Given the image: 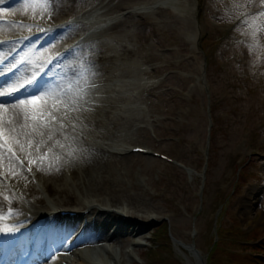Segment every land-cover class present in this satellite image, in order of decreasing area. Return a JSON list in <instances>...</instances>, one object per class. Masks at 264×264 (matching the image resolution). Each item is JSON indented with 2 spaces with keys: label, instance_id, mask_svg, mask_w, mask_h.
<instances>
[{
  "label": "rangeland",
  "instance_id": "rangeland-1",
  "mask_svg": "<svg viewBox=\"0 0 264 264\" xmlns=\"http://www.w3.org/2000/svg\"><path fill=\"white\" fill-rule=\"evenodd\" d=\"M136 1L87 0L78 9L97 8L100 18H114L105 23L90 22L84 28L83 23L94 21V17L79 19L70 10L61 15L52 13L47 0H0V17H23L18 19L26 21L14 27L1 21L6 28L2 36L23 33L33 38L27 45L20 42L0 47V76L8 75L13 67L9 75L24 82L49 55L71 43L73 49L53 64L30 94L57 85L65 88L69 97H78L81 90L91 93L85 78L79 75L85 52L96 73L85 77L99 86L95 96H84L85 101H101L98 107L93 105L95 111L87 114L89 119L75 129L66 128L67 139L56 134L65 144L64 149L54 148L61 150L62 159H47L42 170L33 165L41 183L35 188L45 204L51 205L59 195L49 194V184L61 188L67 179L69 187L75 189L79 181L73 175L69 177L63 163L83 176V166L65 152L67 147L77 149L82 142L102 147L115 152V156L106 159L107 166L99 174L127 184L141 182L150 192L162 196L158 201L161 214L150 209L155 221L139 219L145 223L143 236L125 241L129 233L123 231L115 242H107L125 264H264V15L260 14L264 0H195L196 15H177L158 6L143 17H131L138 14L131 6ZM181 2L192 5L194 0ZM59 3L55 4L57 8ZM19 4L27 13L37 9L38 15L27 18L7 14ZM67 21L70 24L61 26L65 28L62 33L36 46L39 40L34 34L42 30L32 31L33 27H59ZM13 55L17 57L14 62H5ZM66 64L69 74L62 76ZM23 66L27 69L22 70ZM114 99L119 102L114 104ZM112 118L122 123L116 140L93 134L99 126L102 128L99 120L104 121L106 131ZM41 139L34 137V141ZM134 145L151 152L136 153L132 151ZM153 151L164 152L173 161ZM4 175L10 190L26 203L12 177L6 172ZM23 181L31 182L26 177ZM62 207L58 205L55 211ZM27 212L31 210H24L26 216ZM40 217L33 211L30 219L37 222ZM46 223L34 227L36 233L42 232L44 240L48 235ZM1 225H9L8 220ZM155 230L166 231L159 237L165 245L155 246L151 254L147 247L154 241ZM14 236L15 231L8 232V241ZM25 239L30 240L27 234ZM82 247L89 249L88 245ZM27 250L17 252L13 264H29L32 251ZM47 253L35 264L60 263L55 258L60 250ZM89 253L95 259L92 250ZM104 254L108 257L107 251ZM68 256L76 261L79 258L77 254Z\"/></svg>",
  "mask_w": 264,
  "mask_h": 264
},
{
  "label": "bare ground",
  "instance_id": "bare-ground-1",
  "mask_svg": "<svg viewBox=\"0 0 264 264\" xmlns=\"http://www.w3.org/2000/svg\"><path fill=\"white\" fill-rule=\"evenodd\" d=\"M81 1L83 2L81 3ZM85 2H87V0H69L68 3L65 2L66 4H64V2L59 3V8H57L55 4L51 5L50 7L53 8L52 13L58 12L60 15L67 13V11L70 10L74 12V14L72 15L79 19L94 17V19L91 18L94 21L83 23V25L85 26L84 28L88 27L90 25V22L91 24L95 22L105 23L109 20L111 21L114 18L113 15H109L107 18H100L97 15V8H84V10L82 11L78 9L79 5ZM158 4L162 7L170 9L177 15H185L194 14L197 1L194 0L192 5H187L186 2H181V0H138L133 3V5H131L138 14H131L130 16L134 17L136 15H141V17H143L142 14L148 13L154 8H157ZM21 5L22 4L15 5V7L7 11V14L12 15L18 13L27 18H29L33 14L38 15L39 11L37 9L32 8L33 13H27L25 10L20 9L22 7ZM84 21L88 22L87 20ZM68 22L69 21L60 23L59 27H33L31 30H42L39 34L40 39L42 38L44 41H48L49 38L56 36L58 32L62 33L65 28L61 26L70 24ZM12 26L14 27L15 25L12 24ZM69 27L70 25H68L67 28ZM5 31L6 28L3 26V24H0V38L5 37V35L2 36ZM31 39L32 38H29L28 41H31ZM4 45L5 44L0 43V47ZM72 45L73 44L69 43L65 47ZM72 49L73 47L70 49V51ZM55 55H58L57 60H62V57L64 56V54L60 50L56 51ZM1 56L2 53L0 52V58ZM16 59V56H12L7 60V62L11 63ZM128 64H131V61H128ZM26 69V66L22 67V70ZM68 70H70V66L66 64L63 70H61L60 74L62 76H67L69 74ZM117 77L122 76L117 75ZM16 79L18 80V82L15 80V78L11 77L0 78V90L7 91L8 89L13 87H19V85L21 84L19 83V77H16ZM42 80H44V78ZM32 89L33 88H29L23 92L19 91L12 97H5V107L9 108V112L6 114L7 117H11L13 114L11 103H9V101L23 99L21 97L23 95H27V93H29ZM126 99L127 101L130 100L129 98ZM114 102V104H117L119 100L114 99ZM99 121L102 123V128L99 126V130L93 134H98V136L109 139L111 141L116 140L118 137L117 133L122 127V123L118 122L117 119L112 118L109 123L108 130L103 131L105 128H107V126L104 124L103 120ZM20 123H23V121H13V127L18 130ZM13 134H15V132H13ZM55 139H58L57 136L55 137ZM21 142H23V140H21ZM82 144L83 146L77 149H72L70 146H68L67 150L73 151V157L80 161L81 165L83 166V176L81 177L75 168L70 167V165H68L67 163H63V168L65 166L66 169L72 168V175L74 177H77L79 181L74 185L75 189H71L69 187V185L67 184V179H65L66 182L61 188H56L52 184H49L47 186L49 194L51 196L55 194L59 195V199L51 205L45 204V200L40 196L37 189L35 188V183L32 180V175L27 172H24L22 175L21 173H19L15 177L11 176L13 182L15 183V186H18L19 188L21 197L27 201L26 203H23L17 197V195L10 190V185L8 182L6 187L3 184H0V200H3V196L5 195L10 196L13 199L11 208L16 211V215L18 216H13L11 217V219H18V223L21 227H25L27 224L32 222V220H30L29 217L24 214L25 209L31 210V213L34 211V213L41 214L43 216V220L47 221L46 224L48 225V235L46 238L48 239V241L44 240L42 232H39L35 236V231L32 230L35 225L41 222H35V224H33L31 228L28 229V235H31V233H33L31 239H35V247L32 254L33 256L29 261V264H35L36 261L43 257H46V255H48L47 252L52 251L53 249L60 250V256H55V258H58L60 261V263L57 264H125L124 259L122 257L118 258L113 254V252H108L107 260L101 259L103 257L94 259V257L89 255L91 254L89 253L91 252L90 247L89 249H85V247H82V245L89 244L91 246L93 243L102 241H107L109 243L115 242L118 238V235H120V232L123 233V231H127V233H129V235L124 237L125 241L136 239L143 236L141 232V230L145 226V223L143 222L153 223L155 221L154 217L150 214V209H154L158 214H161V212L158 211V201L162 197L160 193L150 192L149 189L145 188L141 182L127 184L123 180L109 178L102 173L99 174L107 166L106 159L109 160L110 158H113L115 156V152L84 142H82ZM48 147H51V144L41 147L39 150V155L35 150H33L31 159L39 161L40 158L43 157V166H46L47 159H62L63 154L61 150H56L54 148H52V151L48 154V156L44 157L43 154ZM16 149L20 151L19 148ZM68 151L65 152L67 153ZM24 154L26 153L21 151L19 152L21 158H24ZM25 158L24 160H26ZM2 163L6 166L8 164V161L5 160ZM61 170L62 168H60V171ZM24 177L31 179L32 181L29 183H25L23 181ZM163 199L166 201V203H168L167 196L163 197ZM95 201H97V203H95ZM4 204L6 207L8 206L7 201H4ZM58 205L63 206L61 209H71L78 211L79 215L77 217H73L71 215H62L61 213L57 214L53 210L56 209ZM112 207H116L121 211H113L111 210ZM83 211H86L88 214H84ZM125 215L128 216L127 219L124 218ZM76 218H83L81 220V225L84 224V219H87L88 225L85 228L80 229L73 241L69 243L68 238L72 236V232H76L79 228L74 226L73 224ZM139 219H141L143 222H140ZM3 221L4 220L0 219V223ZM0 242H3L2 239H0ZM12 244L13 245L10 251L6 255H3L0 259V262H2L3 264H12L15 261L16 255L18 254L17 252L24 250L27 242L24 238L18 240L17 237H15L12 241ZM31 244H33V241ZM1 251L2 250L0 249V256L3 253ZM69 254H77V256L79 255L78 260L76 261L75 259L69 258ZM129 257H131L132 259V256L129 255ZM132 262L133 261H131V263Z\"/></svg>",
  "mask_w": 264,
  "mask_h": 264
},
{
  "label": "snow or ice",
  "instance_id": "snow-or-ice-1",
  "mask_svg": "<svg viewBox=\"0 0 264 264\" xmlns=\"http://www.w3.org/2000/svg\"><path fill=\"white\" fill-rule=\"evenodd\" d=\"M47 3L51 6L59 3V0H47ZM260 14L264 15V11ZM49 18H51L50 15ZM87 57L88 53L85 52L79 75L85 78L88 87L92 89L91 93L81 90V95L78 97H69L66 89L60 85L55 88H40L39 91L29 94L23 99L9 101L13 114L11 117H7L6 114L9 112V108L5 107V97H12L28 86L38 88L39 80L34 74L30 80L20 84L19 87L10 88L7 91L0 90V169L3 170L0 172V184L7 186V181L3 178L4 172L12 177L22 172L30 174L32 164H37V170H42L43 157L39 161L31 159L32 151L35 150L39 155L40 148L45 146L48 141H53V143L43 154L44 157L48 156L52 148L64 149L65 144L61 143L59 139H55L56 134L60 133L61 136L67 139L68 137L65 135L64 130L68 127L75 129L78 124L83 125V121L89 119L87 114L94 113L95 108L93 105L98 107L101 104L98 99L84 100L85 95L95 96L99 92V86L96 82L93 80L89 83L85 77V74L96 75L94 64ZM85 103L89 106L85 107ZM13 121H23V123H20L18 130L13 127ZM66 121L69 122L66 123ZM84 126L86 127V125ZM36 136L42 139L34 141ZM45 136L46 139H43ZM21 140H23V143H21ZM16 147H19L21 152L26 153L29 166L25 167L24 161L20 160L16 155ZM67 154L73 156V151H68ZM5 160L8 161L6 166L2 163ZM4 201H7V207ZM12 203L13 199L10 196H3V200H0V219L8 220L17 214L11 208ZM13 230V228L8 226L3 228L5 232Z\"/></svg>",
  "mask_w": 264,
  "mask_h": 264
},
{
  "label": "trees",
  "instance_id": "trees-1",
  "mask_svg": "<svg viewBox=\"0 0 264 264\" xmlns=\"http://www.w3.org/2000/svg\"><path fill=\"white\" fill-rule=\"evenodd\" d=\"M164 230H167V225L165 226ZM166 232V231H165ZM163 232V230L157 231L158 236H160ZM158 244H155V246H157ZM165 245V244H164Z\"/></svg>",
  "mask_w": 264,
  "mask_h": 264
}]
</instances>
